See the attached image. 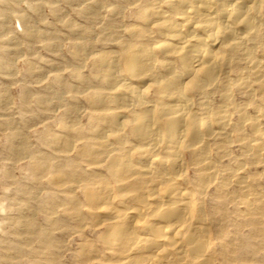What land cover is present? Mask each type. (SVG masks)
I'll return each mask as SVG.
<instances>
[{"label": "bare ground", "instance_id": "obj_1", "mask_svg": "<svg viewBox=\"0 0 264 264\" xmlns=\"http://www.w3.org/2000/svg\"><path fill=\"white\" fill-rule=\"evenodd\" d=\"M10 1L0 0V36ZM45 1L57 15V0ZM63 1L87 18L102 8ZM121 2L111 17L129 20L94 39L66 23L69 52L89 73L52 66L36 98L62 107L57 132L51 124L43 131L50 154L28 162L34 182L45 177L51 191L42 259L55 263L59 228L77 241L74 264H256L264 251V0ZM41 3L28 6L36 12ZM15 16L24 38L39 37L27 16Z\"/></svg>", "mask_w": 264, "mask_h": 264}, {"label": "rangeland", "instance_id": "obj_2", "mask_svg": "<svg viewBox=\"0 0 264 264\" xmlns=\"http://www.w3.org/2000/svg\"><path fill=\"white\" fill-rule=\"evenodd\" d=\"M95 1L102 8L93 18L81 15L76 4L69 6L63 0L55 2L60 8L58 17L52 15L45 0L10 1L9 8L6 7L4 12L6 15H1L7 20L2 29V37L0 36V264H49L42 259L44 251L48 254V250L39 244L38 233L48 228L43 202L49 198L51 191L47 190L45 177L39 184L34 182L28 162L37 154H50V148L44 142L43 131L48 124L56 131L53 115H58L62 107L55 104L53 110L49 100H46L45 105H40L36 103V98L46 94L45 87L49 81L47 75L55 71L53 67L59 70L61 68L63 72L76 68L85 74L89 73V63L86 62L79 68L69 52L71 39L67 36V22L71 21L80 27L83 35H87L86 39H94L100 35V30L106 31L110 27L107 25L112 21L123 23L129 20L122 14L111 17L113 13L110 10L114 5L123 3L121 0ZM38 2L42 3L36 12L28 6ZM107 4L111 5L106 6ZM15 14L27 16V30H36L39 33L37 39L24 38V25ZM49 31L55 32L57 37L52 40L43 39L44 32ZM50 41L53 42L52 45H48ZM46 61L52 64L49 65ZM47 112L52 117H48ZM6 119L11 122L10 126ZM20 144L24 145V149L15 155L12 149ZM229 151L232 156L240 153L235 144L230 146ZM230 166L233 167V162ZM257 170L261 173L257 181L262 182L264 174L260 168ZM52 232L57 240L59 238L58 243L63 245L62 248L53 249L50 254L53 256L55 253L54 264H74L70 248L77 241L71 236L63 235L59 228ZM63 236L67 239L64 240ZM33 250L39 251L40 257H34ZM263 255L264 251L258 254L256 264H264Z\"/></svg>", "mask_w": 264, "mask_h": 264}]
</instances>
